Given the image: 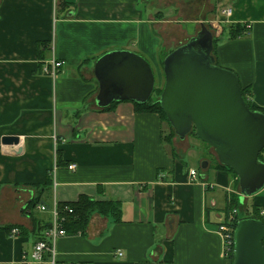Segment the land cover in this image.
Wrapping results in <instances>:
<instances>
[{"label":"crops","instance_id":"obj_1","mask_svg":"<svg viewBox=\"0 0 264 264\" xmlns=\"http://www.w3.org/2000/svg\"><path fill=\"white\" fill-rule=\"evenodd\" d=\"M179 1L161 0L158 8L156 0H59L55 9L51 0H0V264H22L37 242L32 201L51 206L81 196L117 204L121 213H95L82 235L58 241L59 261L231 264L218 227L232 200L240 201L238 177L199 151L180 155L159 115L132 102L96 105L102 56L141 54L155 74L175 48L172 34L195 36L182 7L189 0ZM197 1L200 26L225 28L216 29V64L234 72L264 112V0ZM228 9L231 17L223 15ZM237 26L243 34L232 38ZM53 59L65 63L56 79L41 70ZM5 137H18L19 146L3 145ZM15 148L22 153L11 154ZM243 204L264 210V189ZM35 212L41 229L50 216ZM9 226L21 227L22 236L10 238Z\"/></svg>","mask_w":264,"mask_h":264},{"label":"water","instance_id":"obj_2","mask_svg":"<svg viewBox=\"0 0 264 264\" xmlns=\"http://www.w3.org/2000/svg\"><path fill=\"white\" fill-rule=\"evenodd\" d=\"M214 36L205 24L196 36L179 45L163 61L164 88L159 99L177 138L196 137L215 150L220 165L238 177L240 203L264 189V113L251 111L244 101L238 76L216 64ZM99 85L96 105L147 104L156 88L151 65L140 55L111 52L95 65ZM3 145L18 147V137H5ZM15 148L11 154L20 155ZM232 264H264V224L242 219L233 236Z\"/></svg>","mask_w":264,"mask_h":264},{"label":"built area","instance_id":"obj_3","mask_svg":"<svg viewBox=\"0 0 264 264\" xmlns=\"http://www.w3.org/2000/svg\"><path fill=\"white\" fill-rule=\"evenodd\" d=\"M51 2L56 9L59 0H51ZM223 15L231 17L232 10L228 9L223 11ZM64 67V62L53 59L50 64H45V66L43 65L41 70L43 75L54 77L55 79L61 74ZM76 168V165H70L68 167L70 171H75ZM188 176L190 178L191 184H195L197 182L198 172L196 170H189ZM52 177V182L55 187V174H53ZM59 204L60 203H58L57 201H54L51 206H48L45 203L38 204L36 210L41 214H48L50 216V220L48 221L50 225L43 232V240L36 242L33 246L32 251L29 254L27 253L24 255L22 264H90L84 262L66 263L59 261L57 243L61 239L70 236L64 225L67 219V215L73 214V210L71 208H65L63 211H61L59 208ZM239 213L240 211L238 209L231 211L226 222L218 227V233L222 235L225 242V253L228 255L232 252L231 250L233 249V236L235 231V229H233V226L236 222H239L237 221V219H239ZM259 213L260 217L264 219V210L260 211ZM21 236L22 231L17 227L13 228L9 233L10 238H18ZM116 255L118 257L123 256L121 252H117Z\"/></svg>","mask_w":264,"mask_h":264},{"label":"trees","instance_id":"obj_4","mask_svg":"<svg viewBox=\"0 0 264 264\" xmlns=\"http://www.w3.org/2000/svg\"><path fill=\"white\" fill-rule=\"evenodd\" d=\"M238 27H240V26H237V28ZM240 28H241V30L237 31L236 34L232 36V38H236L237 36L239 37L240 35L243 34L244 28H242V27H240ZM222 30L225 31V28L222 27ZM216 44H217V41L214 39V48L216 47ZM41 69H42V66H41ZM162 70H163V62H162ZM241 88H242V86H241ZM155 91H156V89H155ZM155 91H154V93H155ZM162 91H163V89L157 90L158 96H157V98L155 100H152V98H151L150 101L147 104L139 105V104L135 103V105H136L137 111H139V112L159 115L161 120H162V122L169 126V134L173 133L176 136L173 128L170 126V124L168 122V119H167L165 113L163 112V110L161 109V106L159 104V99L161 97ZM242 94H243L244 101L246 102L248 108L251 111H260V112L264 113L262 110L256 108L251 103L250 99L248 98L250 96V93H249V91L247 89H243L242 88ZM116 104H119V103H114L113 105H116ZM109 108H107V109H109ZM193 133L195 134V131ZM59 158H60L59 157V153H57L58 163L60 161ZM259 160L264 163V150L261 152V154L259 156ZM215 168L225 169L226 171L231 173L232 176L237 177L236 174L229 167L222 166V165L218 164V166H215ZM50 184H52V179L50 181ZM0 189H1V184H0ZM40 203H41V198L38 197L37 199L32 201L29 204V206H28V210L30 211V216L33 217V219L35 220V222H36V224L38 226V229L36 230L37 231L36 232L37 242L43 240V232L50 225L49 222H48V223H46L44 225L43 228L39 229V224L41 222H39L38 219L35 218L34 210H36L38 204H40ZM237 207H238V210H240L239 208H243L244 207L242 213L241 214L239 213V219H237V221H240L242 219H257V220H261L264 223V221L260 217L259 211L256 208H252L251 213H249L248 210H247V207H245V205L242 206L240 201H239V199L237 197H235L232 200L231 205L229 206L230 212L235 210ZM59 208H60L61 211H63L65 208H71L73 210V214L72 215H67V219H66L65 225H64L65 229L67 230V232L70 235H72V234L73 235L74 234L75 235H82L85 232L91 217L95 213H101V214H111V213H114V214L119 213L120 214L121 213V209L119 208V206L117 204L113 205L112 203H109V202H104V203L103 202H97V201H95V200H93L91 198H88L86 196H81L79 198V200L77 202H75V203H68V204H61L60 203L59 204ZM237 223L238 222H236L234 224L233 229L236 228ZM15 227L21 229V231H22V228L18 227V226H13V227L9 226V227H5L3 229L6 232H8V234H9L10 231L13 228H15ZM231 251L232 252L229 254V258H230L231 264H232V261H233V249Z\"/></svg>","mask_w":264,"mask_h":264},{"label":"rangeland","instance_id":"obj_5","mask_svg":"<svg viewBox=\"0 0 264 264\" xmlns=\"http://www.w3.org/2000/svg\"><path fill=\"white\" fill-rule=\"evenodd\" d=\"M157 1V4H156V6L158 7V8H162V7H164L165 5H164V3L162 2H159V1H161V0H156ZM165 1H171V4H173V5H175L176 3H177V0H165ZM183 1V0H182ZM180 3H182L181 2V0L179 1ZM175 3V4H174ZM199 2L197 1V0H189V2L188 3H186L185 4V7L184 6H182L183 7V9H185L186 10V12H188L187 13V18L188 19H190V21H188V22H185V23H191V24H193L194 26H196V28H194V35L196 36L197 35V33L200 31V24H199V22H198V20H197V13H196V8H197V4H198ZM180 5V4H179ZM176 7V6H175ZM155 16L157 17L158 15H156V13H155ZM186 25H190V24H186ZM205 26L207 27V29L213 34V36H214V38H215V36H216V34L218 33V29H219V31H220V27H217V28H213L212 26H211V28H210V24L209 25H207V24H205ZM188 26H186L185 27V29L187 28ZM185 29H183V30H185ZM188 29V28H187ZM216 31H215V30ZM222 30V29H221ZM186 32V31H185ZM171 36H175V39H177V42H176V44L173 46V47H177V44H178V42L179 41H182V44H184V43H186L187 41H189V38H190V35L188 34V32H186L184 35H179V34H176V35H171ZM175 48H173V50L175 49ZM172 50V51H173ZM138 54V53H137ZM139 55H141V54H139ZM157 55H162V54H157ZM141 56H143V55H141ZM144 58H145V56H143ZM162 57V56H161ZM147 59V58H146ZM163 61H164V59H163ZM162 61V62H163ZM162 62H161V68H160V70L158 71V72H156V70H155V76H156V91H155V93H154V95L152 96V100H155L156 98H157V96H158V93H157V90H159V89H163L164 88V82H165V80L163 79L162 81L160 80V75L158 74L159 72H160V74H164L163 73V71H162ZM45 77H49V76H46V75H44ZM59 77V76H58ZM57 77V78H58ZM51 78H53L54 79V77H51ZM163 78H164V75H163ZM56 79V78H55ZM249 99H250V97H249ZM165 126H168L167 124L165 125ZM167 137H168V141L170 142V143H173V148H175L177 151H178V153L181 155V153L183 154V153H185L186 151L187 152H192V151H199V152H197L198 153V155L200 154L201 155V153H202V157H204V158H206L207 160H209L210 161V164H211V166L212 167H215V166H218V164H219V162H218V159H217V155L215 154V151L212 149V148H210L208 145H206V144H204L203 142H201L197 137H196V135L194 134V133H192V134H190L184 141H179V139L172 133V134H168L167 135ZM204 153V154H203ZM198 155H197V157H198ZM190 165H191V161H190ZM197 169H198V167H196ZM240 193V192H239ZM246 207V206H245ZM244 208V207H243ZM243 208H239L240 210L239 211H241L240 212V214L242 213V211H243ZM236 209H238V207L236 208ZM235 209V210H236ZM251 210L252 209H248V212L249 213H251ZM35 214H37L36 212H35ZM35 216H37V215H35ZM263 221H264V219H262Z\"/></svg>","mask_w":264,"mask_h":264},{"label":"bare ground","instance_id":"obj_6","mask_svg":"<svg viewBox=\"0 0 264 264\" xmlns=\"http://www.w3.org/2000/svg\"><path fill=\"white\" fill-rule=\"evenodd\" d=\"M242 206H244V204H241Z\"/></svg>","mask_w":264,"mask_h":264}]
</instances>
